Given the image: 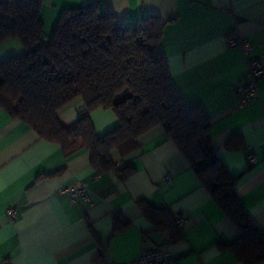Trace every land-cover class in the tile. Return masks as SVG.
Listing matches in <instances>:
<instances>
[{"label": "crops", "instance_id": "obj_1", "mask_svg": "<svg viewBox=\"0 0 264 264\" xmlns=\"http://www.w3.org/2000/svg\"><path fill=\"white\" fill-rule=\"evenodd\" d=\"M46 37L62 10L97 3L120 24L154 16L164 23L160 47L172 84L188 106H199L210 122L214 151L229 174L240 205L264 237V78L259 96L244 108L235 87L252 58L264 62V0H41ZM235 33L252 49L227 48L222 39ZM22 49L0 46V60ZM84 107L77 101L58 113L64 127ZM98 137L118 126L111 111L90 115ZM231 141L233 146L228 147ZM141 148L116 169L102 172L81 151L64 157L61 147L42 140L33 129L0 108V264H117L137 258L143 247L160 248L178 264H242L224 246L239 232L189 169L175 143L154 128L138 139ZM251 153L255 159H248ZM170 174L167 182L165 176ZM84 184L89 204H72L65 192ZM166 209L168 229H154L141 205ZM12 208L10 218L7 209ZM178 220H182L180 225ZM256 264H264V260Z\"/></svg>", "mask_w": 264, "mask_h": 264}, {"label": "trees", "instance_id": "obj_2", "mask_svg": "<svg viewBox=\"0 0 264 264\" xmlns=\"http://www.w3.org/2000/svg\"><path fill=\"white\" fill-rule=\"evenodd\" d=\"M41 7V0H0V46L15 42L22 49L0 60V108L42 140L58 144L66 159L89 152L95 169H116L122 180L133 169L119 168L112 153L124 162L141 149L139 138L161 128L238 230L239 236L224 248L242 264L263 261L264 237L235 192L239 177L229 174L214 151L202 108L188 106L172 84L160 47L164 23L149 16L120 24L92 3L62 10L46 37ZM77 101L84 105L78 120L62 126L58 113ZM97 110L111 111L118 120L101 137L90 119ZM140 207L154 229L170 230L172 241L180 238L166 209Z\"/></svg>", "mask_w": 264, "mask_h": 264}, {"label": "built area", "instance_id": "obj_3", "mask_svg": "<svg viewBox=\"0 0 264 264\" xmlns=\"http://www.w3.org/2000/svg\"><path fill=\"white\" fill-rule=\"evenodd\" d=\"M227 48H240L244 53L249 52L252 49L249 41L241 39L235 33L226 35L222 39ZM248 70L243 81L238 84L234 89L238 95V104L240 108L247 107L252 102L256 101L259 96V82L264 78V62L258 58H252L247 61ZM250 162H254L255 159L251 153L248 154ZM170 174L165 176V181H169ZM65 192L68 195V199L72 204H89L91 202L90 191L84 184L76 183L71 185ZM7 213L10 218L14 217V210L12 208L7 209ZM182 220H178L177 224L180 225ZM117 264H178L175 258L168 252L160 248L143 247L136 259L119 262Z\"/></svg>", "mask_w": 264, "mask_h": 264}]
</instances>
